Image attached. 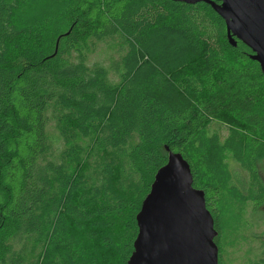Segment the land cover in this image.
<instances>
[{"label":"trees","instance_id":"trees-1","mask_svg":"<svg viewBox=\"0 0 264 264\" xmlns=\"http://www.w3.org/2000/svg\"><path fill=\"white\" fill-rule=\"evenodd\" d=\"M61 1L71 29L58 63L10 67L6 46L19 31L14 5L0 0V264H127L168 152L189 164L218 263L232 264L223 252L264 205V74L252 51L229 44L205 3ZM101 46L105 56L91 59Z\"/></svg>","mask_w":264,"mask_h":264},{"label":"water","instance_id":"water-1","mask_svg":"<svg viewBox=\"0 0 264 264\" xmlns=\"http://www.w3.org/2000/svg\"><path fill=\"white\" fill-rule=\"evenodd\" d=\"M205 3L224 20L228 42L246 45L264 74V0H173ZM189 164L168 152L136 215L127 264H219L217 231L204 193L192 186Z\"/></svg>","mask_w":264,"mask_h":264},{"label":"rangeland","instance_id":"rangeland-1","mask_svg":"<svg viewBox=\"0 0 264 264\" xmlns=\"http://www.w3.org/2000/svg\"><path fill=\"white\" fill-rule=\"evenodd\" d=\"M14 5L12 22L19 31L17 38L7 43L5 60L10 67H19L36 58L51 56L52 62L58 63V55L66 41L65 34L70 32L71 26L65 2L61 0H4ZM211 39L214 41L215 32L211 23ZM91 59L105 56L103 47L97 53L88 49ZM101 53V54H100ZM103 53V54H102ZM98 56V57H99ZM60 61V60H59ZM214 129L224 135L221 125L215 124ZM53 137L56 132L50 125ZM258 171L264 181V160L258 161ZM234 183L241 189L246 188L247 176L238 164H229ZM249 227L243 239L233 248H226L223 258L232 264H248L254 258L264 255V205L256 211H248Z\"/></svg>","mask_w":264,"mask_h":264}]
</instances>
